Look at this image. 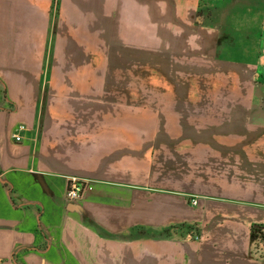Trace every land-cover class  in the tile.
<instances>
[{
    "label": "crops",
    "instance_id": "0c3cea01",
    "mask_svg": "<svg viewBox=\"0 0 264 264\" xmlns=\"http://www.w3.org/2000/svg\"><path fill=\"white\" fill-rule=\"evenodd\" d=\"M140 54L260 69L264 0H0V264H264V95L145 96Z\"/></svg>",
    "mask_w": 264,
    "mask_h": 264
},
{
    "label": "rangeland",
    "instance_id": "374dc122",
    "mask_svg": "<svg viewBox=\"0 0 264 264\" xmlns=\"http://www.w3.org/2000/svg\"><path fill=\"white\" fill-rule=\"evenodd\" d=\"M127 56L129 54L125 55V57ZM138 60L133 65H139L137 67H140V70L128 71L125 76H139L146 79L149 76H155L159 81V85L154 87L147 84L140 86V93L145 96L150 93L152 95L153 93L156 95L164 93L264 95V61L262 68L251 70L219 62L199 63L189 60H166L164 55L157 54L155 59L150 58V62H155L156 70L149 71L147 57L140 54ZM146 100L148 101V99ZM144 103L154 104V102Z\"/></svg>",
    "mask_w": 264,
    "mask_h": 264
},
{
    "label": "built area",
    "instance_id": "2783aa9c",
    "mask_svg": "<svg viewBox=\"0 0 264 264\" xmlns=\"http://www.w3.org/2000/svg\"><path fill=\"white\" fill-rule=\"evenodd\" d=\"M26 130V126L20 125L15 133L13 134V138L15 141L20 142L22 140L21 133ZM90 182L81 181L78 179H74L69 184V187L66 191V199L68 202L72 203L75 201H79L83 199L86 191L89 189ZM194 205L198 204V201L193 202ZM189 240H198L200 237L197 232H191L187 235ZM255 254L257 257H264V228L260 229V231L256 234L255 241Z\"/></svg>",
    "mask_w": 264,
    "mask_h": 264
},
{
    "label": "trees",
    "instance_id": "16d2710c",
    "mask_svg": "<svg viewBox=\"0 0 264 264\" xmlns=\"http://www.w3.org/2000/svg\"><path fill=\"white\" fill-rule=\"evenodd\" d=\"M264 228V225H255L253 226V230H252V239H253V254L256 258H258L259 260L264 261V257H257L255 254V247H254V241H255V237L256 234L260 231V229Z\"/></svg>",
    "mask_w": 264,
    "mask_h": 264
}]
</instances>
